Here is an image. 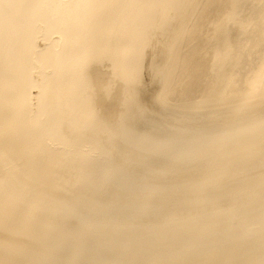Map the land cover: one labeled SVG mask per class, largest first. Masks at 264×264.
Instances as JSON below:
<instances>
[{
    "label": "bare ground",
    "instance_id": "bare-ground-1",
    "mask_svg": "<svg viewBox=\"0 0 264 264\" xmlns=\"http://www.w3.org/2000/svg\"><path fill=\"white\" fill-rule=\"evenodd\" d=\"M0 264H264V0H0Z\"/></svg>",
    "mask_w": 264,
    "mask_h": 264
},
{
    "label": "rangeland",
    "instance_id": "rangeland-1",
    "mask_svg": "<svg viewBox=\"0 0 264 264\" xmlns=\"http://www.w3.org/2000/svg\"><path fill=\"white\" fill-rule=\"evenodd\" d=\"M159 124H160V128L159 130H163V128H167L171 123L168 121V120H162V121H159Z\"/></svg>",
    "mask_w": 264,
    "mask_h": 264
}]
</instances>
